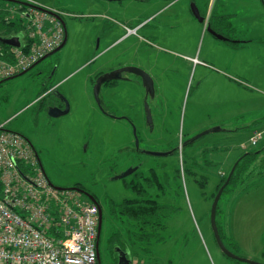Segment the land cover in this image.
<instances>
[{
    "label": "rangeland",
    "instance_id": "374dc122",
    "mask_svg": "<svg viewBox=\"0 0 264 264\" xmlns=\"http://www.w3.org/2000/svg\"><path fill=\"white\" fill-rule=\"evenodd\" d=\"M159 1H107L101 9L89 0H33L60 12L68 38L57 52L0 83V122L7 121L9 129L32 143L55 186L79 187L96 197L107 219L102 223L99 244L102 264H118V253L107 238L119 225L108 214L106 202L142 198L131 187L138 176L144 198L150 196L162 209L153 216L161 221V214L165 215L168 231L157 228L158 240L142 234L148 231L147 224L123 217L124 226L141 227L136 237L130 235L131 229L127 228L129 234L125 232L131 264H250L220 249L210 211L223 185H217L220 178L247 150L241 148V142L255 129L264 132V0L256 2L252 10L245 0L223 1L217 8L229 4L230 15L221 16L216 9L204 22L191 13L190 0H176L162 12L158 7L166 2ZM197 4L203 12L205 5ZM245 10L250 12L231 13ZM134 14L139 20L147 16L144 20L149 24L138 35L121 37L123 30H118L114 20ZM210 25L230 40L245 42L219 39L208 30ZM152 28L154 32H150ZM108 30L111 32L105 35ZM143 35L146 38L141 40L138 36ZM137 59L154 65L152 70L140 63L156 79L154 96L146 101L152 108V125L148 126L142 113L144 91L134 82L104 83L99 92L101 107L93 94L98 73L129 66L122 64ZM64 98L69 111L52 115L51 104ZM109 104H113L112 110ZM126 115L134 120L135 134L123 118ZM213 127L221 130L208 132L189 144L196 134ZM135 135L146 148L142 150L175 152L138 155L132 148ZM134 145L137 147L136 142ZM205 150L215 164L208 175L212 171L215 179L212 176L200 190L184 176L182 168L183 160L185 166L195 161L203 164ZM138 161L143 164L134 173L113 179ZM194 171L197 177L203 173ZM259 175L250 171L240 178L242 183L239 180L235 188L231 185L224 191L215 219L230 251L264 264V177ZM148 227L152 231L153 227Z\"/></svg>",
    "mask_w": 264,
    "mask_h": 264
},
{
    "label": "built area",
    "instance_id": "2783aa9c",
    "mask_svg": "<svg viewBox=\"0 0 264 264\" xmlns=\"http://www.w3.org/2000/svg\"><path fill=\"white\" fill-rule=\"evenodd\" d=\"M24 1L31 6H7L22 27L19 46L0 45V81L30 68L65 37L59 11ZM7 124L0 122V264H100L98 204L77 189L55 187L32 143ZM263 134L254 130L241 147L257 145Z\"/></svg>",
    "mask_w": 264,
    "mask_h": 264
},
{
    "label": "trees",
    "instance_id": "16d2710c",
    "mask_svg": "<svg viewBox=\"0 0 264 264\" xmlns=\"http://www.w3.org/2000/svg\"><path fill=\"white\" fill-rule=\"evenodd\" d=\"M1 1V0H0ZM2 1H6L8 2V6L10 7L13 6L14 9H23L25 8V4L22 2H16V1H8V0H2ZM204 5H207L208 0H200ZM190 2H193L195 5H197L198 0H190ZM198 6V5H197ZM9 7H1L0 6V36L2 37H9V36H13V35H19L20 34V29L22 27L20 20L18 19V16H15V14H11L10 13V9ZM209 24V22H208ZM230 25V24H229ZM211 26V25H210ZM211 28L218 32V30L214 27L211 26ZM216 29V30H215ZM220 33V32H218ZM227 36V34H225ZM229 36H227L228 38ZM229 42L233 43H239V40H230L229 38L227 39ZM1 47H3V49H9V47H11V45L5 44L0 42ZM50 73V70H49ZM18 75V74H16ZM15 76V75H14ZM5 80V79H3ZM1 80L0 83L3 81ZM46 90V88H45ZM54 90L51 91V93ZM57 99H59V97H56ZM252 133V132H251ZM262 142V140L254 146H251L249 148H247L246 152H244L243 154L239 155L235 161L233 162V171L230 175L231 170H229V172L224 176L220 178V183L218 185V187H220L222 184L225 183V181H227L229 175L230 178L227 182V184L224 186L223 191H228L230 190V186L233 185V187L235 188L238 184V181H241V177L244 174H248L250 173V171H256L258 174H260L259 176L264 177V158L259 159L260 154L263 152L264 150V144L260 143ZM191 142H189L190 144ZM259 146V147H258ZM204 154V163H199L198 161H195L194 163H190L188 162L187 165H184V160H183V173L184 176L188 177L189 181H192L193 184H195V186L202 190L203 187L206 185V182L209 183V181H211V179H215V173H213L212 171H210V174L208 175L209 172V168L214 167V163L211 159L207 158V155H209V151L205 150ZM262 161V162H261ZM259 162L260 165L257 166V163ZM255 164V165H254ZM260 167L259 171L256 170V168ZM200 171L203 172L201 173L199 176L197 177V172L194 171ZM208 171V172H207ZM177 172H180V168H178ZM213 176V177H212ZM252 176V175H251ZM212 177V178H211ZM138 181L135 183H131V187L132 190L137 192V193H141L142 198H128V197H124L119 199L118 201H114L112 199H110L109 202H106L107 205V212L108 214L112 215L114 218H116V221L119 225L118 228L114 229V231H112L110 233V235L107 238L108 243L110 244V246H113V251L117 252L121 251L124 253H127V255H130V251H128L129 249H127V244L125 241V232L127 234H129L127 232V228L131 229V234L133 237L138 236L139 231L141 229H138L137 226H132L131 228L129 226L126 227V225L124 226V220L123 217L129 216L131 217L132 220L134 221H141L142 224H144L142 220H147L145 222H147V225L150 227H153L152 231H150L149 227L146 226L145 229H148V231H143L142 234L144 235H154V238L156 239L157 236H155L156 233V229L158 228L159 225V219H156L153 216V213L157 211V209L159 208L158 204H156V201L154 199H152L150 196H147V198H144V193L145 190L142 187L141 183H140V177L138 176ZM147 180V178H146ZM217 180V178H216ZM148 182V181H147ZM240 183V184H241ZM79 186V185H78ZM158 187L159 184H157ZM233 188V191H234ZM219 203V201H218ZM218 207V204H217ZM105 216V215H104ZM102 223L105 221L106 222V216L104 218H102ZM154 219L156 220V222H154ZM146 224V223H145ZM144 224V225H145ZM163 228V227H162ZM149 236V237H150ZM159 240V239H158ZM157 240V241H158ZM148 242H150L149 240H147ZM152 241V240H151ZM156 244H158V242H156Z\"/></svg>",
    "mask_w": 264,
    "mask_h": 264
},
{
    "label": "water",
    "instance_id": "95a60500",
    "mask_svg": "<svg viewBox=\"0 0 264 264\" xmlns=\"http://www.w3.org/2000/svg\"><path fill=\"white\" fill-rule=\"evenodd\" d=\"M8 1L22 2V3H24L27 6H31V3L27 2V1H21V0H8ZM106 1H116V0H106ZM165 1H171V0H165ZM190 9H191V12H192L193 16L198 21L202 22L204 17L200 14V11H199L198 7L194 3H191L190 4ZM50 12L53 13V11H50ZM61 20H62V18H61ZM62 22H63V20H62ZM63 25H64V22H63ZM208 30L211 31L219 39H224V40L227 39L223 35H220L216 31L212 30L210 27H208ZM66 41H67V33H66V30H65V37H64L62 43L58 47H56L53 51L47 53L42 58H40L38 61H36L32 66L40 63L42 60H44L46 57H48L52 53L57 52L58 50H60L64 46ZM0 42L8 44V45H11V46H19L20 45V34L19 35L9 36V37L0 36ZM124 71H130V72H133V73L141 75V77L143 79L142 83L145 86V91L147 93H150L151 95L154 93L153 79L145 70H143V69H141L139 67H136V66H125V67L116 68V69H113L111 71L104 72V73L100 74L95 80L94 87H93V94H94L95 99H96V101H97V103H98V105L100 107H101V103H100V99H99V92H100L102 84L107 82V81H109V80L119 78L121 76L122 72H124ZM24 72H26V70L20 72L18 75L23 74ZM12 77H14V76H12ZM8 78H10V77H8ZM8 78H5V79H8ZM64 101H65L64 109H60L59 107L50 108V112H51L52 115L59 116V115L65 114V113H67L69 111V104H68V102H67V100L65 98H64ZM145 113H146V121H147V123L152 124L151 111H150L146 101H145ZM220 130H221L220 127H213V128H210V129H206V130L196 134L193 138H191L189 140V142L194 141V139H196V138H198V137H200V136H202V135H204V134H206L208 132L220 131ZM134 134H135V130H134ZM135 142H136V145L138 146L137 138L135 139ZM143 152L146 153V154H149V155H153V156H166V155H169V154L172 153V151H151V150H143ZM136 169H137V167H129L125 171L119 173L118 175H115L113 177V179L124 178V177L132 174ZM232 171H233V169L231 170L230 175H231ZM230 175H229L227 181H225V183L217 191V193H216V195H215V197L213 199L212 205H211L210 224H211L215 239H216L220 249L227 256H229L231 258H234V259H237L239 261H244V262L250 263V264H261V263L255 262L253 260L240 257L239 255L235 254L234 252L230 251L225 246V244L223 243V241H222V239L220 237V234H219V231H218V228H217V225H216V219H215V217H216V208H217V204H218V201L220 199V196L222 194L223 188L227 184V182H228V180L230 178ZM55 187H57L59 189L62 188V187H59V186H55ZM73 188L79 190L80 192L85 194V196L88 197L92 202L98 204V207H99V221H98V235H97V255H98V259H99V241H100V236H101L102 220H103L102 219L103 218L102 208H101L99 202L97 201V199L91 193H89V192H87V191H85V190H83V189H81L79 187H73ZM118 264H130V260L127 258V254L126 253L118 251Z\"/></svg>",
    "mask_w": 264,
    "mask_h": 264
},
{
    "label": "crops",
    "instance_id": "0c3cea01",
    "mask_svg": "<svg viewBox=\"0 0 264 264\" xmlns=\"http://www.w3.org/2000/svg\"><path fill=\"white\" fill-rule=\"evenodd\" d=\"M33 1V0H32ZM90 2L92 1V2H94V4H96V5H98L97 7L98 8H101V9H105V2H107L106 0H89ZM118 1H121V0H118ZM176 0H172L171 2H166L164 5H163V3L162 4H160L159 5V7H158V11L159 12H162V11H165L167 8H168V6L169 5H171L173 2H175ZM223 1H227V0H208V3H207V5H205V8L203 9V12H201L202 13V15L203 16H205V17H211V15L214 13V10H216V9H218V13H220V15L221 16H227V15H230V12H229V10H228V6H229V4H227L226 6H223V7H219V8H217L219 5H221L222 4V2ZM259 1H261V0H245V2H246V4H247V8H248V10H252V7L256 4V2H259ZM102 2V3H101ZM155 2H161V1H159V0H148V1H144L143 3H150V4H154ZM198 2H200V3H202L200 0H198ZM38 3V2H37ZM120 3V2H119ZM190 3V2H189ZM7 5H9L7 2H0V6L1 7H5V6H7ZM40 5V4H39ZM198 5V4H197ZM100 6H102V7H100ZM170 7V6H169ZM198 8H199V6H197ZM199 10H200V8H199ZM248 10H245V11H241V12H231L232 14H234V15H239V14H242V13H248V12H250V11H248ZM158 11H156V12H158ZM155 12V13H156ZM154 13V14H155ZM99 15L100 14H104V13H98ZM124 14V13H123ZM153 14V15H154ZM125 16H126V14H124ZM153 15H151V16H148V18H150V17H152ZM219 15V14H218ZM126 18V17H125ZM138 18V19H137ZM140 18H139V16H137L136 14H134L133 16H131V17H127L125 20H118L117 22H116V20H114L115 22L114 23H116V25H117V28H118V30H120V31H122L123 33H122V35H121V37H126V38H128L130 35H132V34H137L138 35V32L142 29V28H144V26H141V20H139ZM142 19H147V16H146V18H142ZM149 24V23H148ZM127 28H136V31L135 32H131V33H128V31H127ZM154 29L155 28H152L151 29V31L150 32H154ZM148 31V30H147ZM109 32H111V30H108L107 32H105L106 34L105 35H109ZM115 32V31H114ZM67 33V32H66ZM140 35H142V34H140ZM141 40L142 39H144V37L146 38V36H138ZM67 38H68V34H67ZM157 38V37H156ZM227 38V37H226ZM228 39V38H227ZM226 39V40H227ZM146 40V39H145ZM228 41V40H227ZM240 42H245V41H243V40H239ZM139 61V62H138ZM141 62H143V61H141V60H139V59H137V60H132V61H129V62H123V64L122 65H128V64H132V65H144L145 63V65H147V67H148V69H154V65H153V63H151L150 61H149V63H147V62H143L142 64H140ZM58 67V66H57ZM113 68H115V67H112V69ZM147 69V70H148ZM149 71V70H148ZM55 72V71H54ZM153 75V74H152ZM153 77L155 78V76L153 75ZM156 80V79H155ZM255 130H257V129H255ZM249 137V136H248ZM242 143V142H241ZM241 145V144H240ZM34 147V146H33ZM37 155H38V152H37ZM38 157H39V155H38ZM130 264H131V262H130Z\"/></svg>",
    "mask_w": 264,
    "mask_h": 264
},
{
    "label": "flooded vegetation",
    "instance_id": "af4514ba",
    "mask_svg": "<svg viewBox=\"0 0 264 264\" xmlns=\"http://www.w3.org/2000/svg\"><path fill=\"white\" fill-rule=\"evenodd\" d=\"M139 1H141V2H144V1H148V0H139ZM162 1H165V0H162ZM165 2H169V1H165ZM190 2V1H189ZM200 14L202 15V13H201V11H200ZM144 20V19H143ZM142 19H141V26H144V25H147L148 23H145V20L143 21ZM129 66H136V67H139V68H141V69H143V70H145L151 77H152V79H153V88H154V86H155V78L153 77V75L147 70V69H145L144 67H142V66H137V65H132V64H128ZM125 67V66H124ZM103 72H100V73H98L97 74V77L100 75V74H102ZM132 76H134V77H132ZM134 81H133V80ZM96 80V79H95ZM116 80H123V81H125L126 83H135L136 85H138L140 88H142L143 89V91H144V96L142 95L141 97V102L142 103H144V111H142V113H144L145 112V101H147V99H148V97L150 96V97H153L154 96V93L151 95L150 93H147L146 91H145V86L143 85V79H142V77H141V75H139V74H136V73H133V72H130V71H124V72H122V74H121V76L119 77V78H117V79H112V80H109V81H107V82H105V83H113V82H115ZM104 84V83H103ZM102 84V85H103ZM146 96V97H145ZM57 101V100H56ZM134 104H135V106H134V108L137 106V104H136V101H134L133 102ZM52 107H59L60 109H64V107H65V101H64V99H61L59 102H57V103H52L51 104V108ZM142 107V106H141ZM109 108H110V110H112V108H113V104L111 105V104H109ZM139 108V107H138ZM140 109V108H139ZM142 109V108H141ZM149 109H150V111H151V106L149 107ZM114 110V109H113ZM115 110H117V109H115ZM110 113H112V112H110ZM109 114V113H108ZM113 117H115V115H112ZM145 117H146V113H145ZM126 121H127V123L131 126V128H133V130H135V133H136V127H135V124H134V120H133V118L131 117V115H126V116H124L123 117ZM146 123V125L148 126V125H152V124H149V123H147V121H145ZM136 136V137H135ZM135 136H133V144H132V148H133V150H134V152H137V154L139 155V154H141V153H143V154H146V153H144L143 152V150L142 149H146V148H143V146H141L140 145V142H139V138H138V136L137 135H135ZM137 138V140H138V146L136 147L135 145H134V143H135V139ZM170 151H172V153L171 154H173L175 151H174V149H170ZM129 154H130V150H129V152H128V155L127 156H129ZM171 154H169V155H171ZM142 161H138L137 163H135L134 165H132L131 167H137V169L136 170H138L141 166H142ZM129 168V167H128ZM135 170V171H136ZM134 171V172H135ZM133 172V173H134ZM127 177V176H126ZM142 179L140 178V181H141ZM144 182L147 184L148 182H147V180H146V177H144ZM160 211H162V209L159 207L158 208ZM155 218H156V216H154ZM161 221H159V229L161 228V227H163V233L165 232V233H167V231H168V229H167V224H166V222H167V220L165 219V215L164 216H162V214H161ZM142 221H144L143 223L145 224H147V222H145V221H147V220H142ZM154 222H156V220L154 219ZM166 229V230H165ZM156 231V233L157 232H159V231H157V230H155ZM158 235H159V233H157V234H155V236H157V238L159 239L160 238V236L158 237ZM156 238V239H157ZM127 254V253H126ZM127 257H128V255H127ZM99 262H100V264H102V260H101V255H100V259H99ZM107 263H108V260H107ZM109 264V263H108Z\"/></svg>",
    "mask_w": 264,
    "mask_h": 264
}]
</instances>
